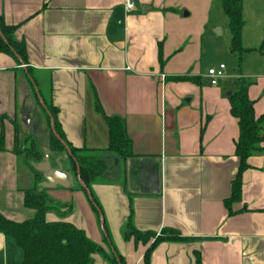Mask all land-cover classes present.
I'll return each mask as SVG.
<instances>
[{
  "label": "crops",
  "instance_id": "obj_1",
  "mask_svg": "<svg viewBox=\"0 0 264 264\" xmlns=\"http://www.w3.org/2000/svg\"><path fill=\"white\" fill-rule=\"evenodd\" d=\"M126 1L0 0V19L26 48L25 62L0 53V212L18 224L33 218L23 190L35 170L41 189L72 206L66 220L116 258L93 264H264V153L248 160L233 215L225 204L240 168L230 97L241 81L264 117V0H243L240 82L230 75L216 87L207 53L216 31L230 34L214 17L220 0H132L130 12ZM106 117L124 123L130 156L108 152ZM54 123L71 147L101 152L106 171L90 190L67 153L53 156ZM30 140L38 162L22 157ZM129 224L150 240L126 239ZM166 229L187 241L153 247ZM0 264H23L2 234Z\"/></svg>",
  "mask_w": 264,
  "mask_h": 264
},
{
  "label": "trees",
  "instance_id": "obj_2",
  "mask_svg": "<svg viewBox=\"0 0 264 264\" xmlns=\"http://www.w3.org/2000/svg\"><path fill=\"white\" fill-rule=\"evenodd\" d=\"M223 13L229 22L231 36L230 52L242 59L247 52L243 46V30L245 21L243 16V0H220ZM15 28L8 27L0 19V53H6L22 62L26 60V48L15 38ZM188 80V79H184ZM250 85L241 81L238 90L230 97L231 114L238 120L240 136L236 142V156L240 160V168L236 179L232 183V196L225 204L233 215L232 205L242 201V175L250 167L248 160L264 153V117L256 118L255 103L249 97ZM5 120L3 117L0 121ZM110 132L108 152L118 157L131 155L130 141L124 129V123L119 118L106 117ZM56 135L52 133L51 149L59 153H67L74 171L78 173L84 189L90 190L99 184L104 177L106 167L100 159V151L87 149L78 150L71 147L65 139L57 123H54ZM6 151V137L0 133V153ZM21 150L19 149L18 153ZM22 157L34 162L40 161L41 156L30 140L25 147ZM33 186L23 190L24 206L35 212L33 218L18 224L8 220L0 212V234L12 238L23 253V264H93V257L101 255L105 259L115 262L116 258L108 255L98 244L92 242L86 233L68 222L66 219L72 213V206L54 201L45 190L40 188V175L32 170ZM95 209H97L96 202ZM54 214L59 220L49 222L48 215ZM150 234L142 235L131 224L126 232V239L134 237L136 242L150 240ZM180 233L173 229H166L156 238L153 247L164 242H185ZM150 253V252H149ZM148 256V255H147ZM146 256V257H147ZM147 259V258H146ZM200 264V260H199Z\"/></svg>",
  "mask_w": 264,
  "mask_h": 264
},
{
  "label": "rangeland",
  "instance_id": "obj_3",
  "mask_svg": "<svg viewBox=\"0 0 264 264\" xmlns=\"http://www.w3.org/2000/svg\"><path fill=\"white\" fill-rule=\"evenodd\" d=\"M214 17H216L221 23H226L228 24V19L226 18V16L223 13V9H222V2H219L218 8H216L214 10ZM217 35V34H216ZM220 35H217L218 37V41H219V46L218 48L213 49V51H210L207 53V58H210V62L212 64L214 63H218V65H212V69H216L217 67L220 66V64H223L226 67V76H233L234 78H236L235 82L239 83L240 82V77H241V73L243 72L244 69H246L248 67V57H246L245 54H243L242 59L240 60L238 56L233 55L230 52V42H231V36L229 34V36H223V37H219ZM253 58L251 59H257V60H261V56H252ZM264 59V58H263ZM264 62V60H262ZM264 70V67H263ZM224 80V79H223ZM222 81V80H220ZM40 111V110H39ZM44 118V114L42 115ZM47 134L42 132L41 133V139L42 142L45 141V139L47 138L46 136ZM56 135V134H54ZM52 138V135L50 133V139ZM51 142V141H50ZM44 143H42V145L38 144V150L40 152V150L44 147L43 146ZM53 152V156L56 157H60V155H63V153H59V152ZM41 153V152H40ZM38 153V155L41 156V154L43 155V153ZM64 156V155H63ZM42 157V156H41ZM25 159V158H24ZM20 160V171H22L24 164H23V160ZM38 162V161H37ZM25 175V174H24ZM26 177V176H25ZM28 178V185L27 187H32L33 186V176H32V171L29 172L27 174Z\"/></svg>",
  "mask_w": 264,
  "mask_h": 264
},
{
  "label": "built area",
  "instance_id": "obj_4",
  "mask_svg": "<svg viewBox=\"0 0 264 264\" xmlns=\"http://www.w3.org/2000/svg\"><path fill=\"white\" fill-rule=\"evenodd\" d=\"M125 6L128 12L134 10L135 8V4L132 0H127ZM225 71H226V67L224 65H221L216 69L209 70L208 78L210 81V85L212 87H216L219 84L220 80H223L226 78Z\"/></svg>",
  "mask_w": 264,
  "mask_h": 264
},
{
  "label": "water",
  "instance_id": "obj_5",
  "mask_svg": "<svg viewBox=\"0 0 264 264\" xmlns=\"http://www.w3.org/2000/svg\"><path fill=\"white\" fill-rule=\"evenodd\" d=\"M215 34H217V35H221L222 33H221V31L220 30H218V31H216L215 32ZM229 96H231V95H229ZM53 131H54V133H55V130L53 129ZM79 178V181H80V177H78ZM80 183L83 185V183L80 181Z\"/></svg>",
  "mask_w": 264,
  "mask_h": 264
}]
</instances>
